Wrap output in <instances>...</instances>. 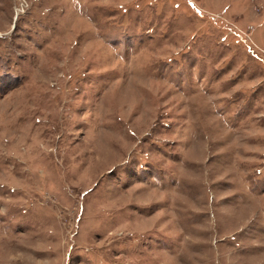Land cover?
Wrapping results in <instances>:
<instances>
[{
	"label": "rangeland",
	"instance_id": "1",
	"mask_svg": "<svg viewBox=\"0 0 264 264\" xmlns=\"http://www.w3.org/2000/svg\"><path fill=\"white\" fill-rule=\"evenodd\" d=\"M0 264H264V0H0Z\"/></svg>",
	"mask_w": 264,
	"mask_h": 264
}]
</instances>
